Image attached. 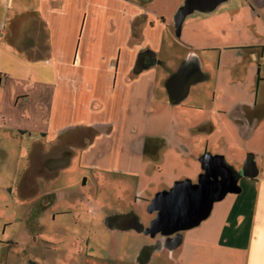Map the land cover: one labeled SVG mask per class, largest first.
Returning <instances> with one entry per match:
<instances>
[{"label": "crops", "instance_id": "crops-1", "mask_svg": "<svg viewBox=\"0 0 264 264\" xmlns=\"http://www.w3.org/2000/svg\"><path fill=\"white\" fill-rule=\"evenodd\" d=\"M184 1L0 0V203H54L52 185L76 165L133 178L148 203L197 178L206 152L237 170L251 153L250 239L222 242L239 216L228 194L177 248L187 264H264V0L195 11L177 36Z\"/></svg>", "mask_w": 264, "mask_h": 264}, {"label": "rangeland", "instance_id": "rangeland-1", "mask_svg": "<svg viewBox=\"0 0 264 264\" xmlns=\"http://www.w3.org/2000/svg\"><path fill=\"white\" fill-rule=\"evenodd\" d=\"M156 172L149 167L146 180H154ZM83 175L88 182H83ZM135 182L131 177L76 165L52 185L58 191L54 203L42 204V194L24 204L16 202L14 207L0 203V264H187L184 247L159 248L155 238L123 227L130 213L145 223L152 217L147 211L149 202L135 194ZM239 184L243 189L236 194L239 216L226 228L222 237L226 245H244L251 237L247 202L251 183L243 177ZM53 211L62 212L53 219ZM215 258L210 264H217Z\"/></svg>", "mask_w": 264, "mask_h": 264}, {"label": "water", "instance_id": "water-1", "mask_svg": "<svg viewBox=\"0 0 264 264\" xmlns=\"http://www.w3.org/2000/svg\"><path fill=\"white\" fill-rule=\"evenodd\" d=\"M227 0H185L174 16L175 34L180 35L186 17L195 11L209 13ZM201 173L196 181L185 178L160 190L149 200L147 211L154 214L144 235L165 238L164 246L174 250L182 244L183 232L198 227L211 215L216 203L228 194H239L242 177L254 179L257 167L254 156L247 155L241 169L228 164L223 155L206 152L200 156Z\"/></svg>", "mask_w": 264, "mask_h": 264}, {"label": "flooded vegetation", "instance_id": "flooded-vegetation-1", "mask_svg": "<svg viewBox=\"0 0 264 264\" xmlns=\"http://www.w3.org/2000/svg\"><path fill=\"white\" fill-rule=\"evenodd\" d=\"M162 240H163V242H164L165 238H162Z\"/></svg>", "mask_w": 264, "mask_h": 264}]
</instances>
